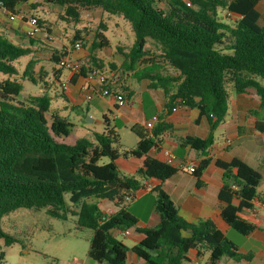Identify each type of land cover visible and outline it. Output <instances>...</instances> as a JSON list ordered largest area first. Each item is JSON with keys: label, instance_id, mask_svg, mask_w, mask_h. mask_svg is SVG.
Instances as JSON below:
<instances>
[{"label": "trees", "instance_id": "16d2710c", "mask_svg": "<svg viewBox=\"0 0 264 264\" xmlns=\"http://www.w3.org/2000/svg\"><path fill=\"white\" fill-rule=\"evenodd\" d=\"M260 1L46 0L66 7V15L76 22L81 10L100 8L131 23L135 41L128 51L123 47L113 49L104 34L106 26L101 25L90 52L88 63L96 64L91 71L102 72L105 66L93 55L100 49L120 61L124 71L134 72L139 80H149L153 88H162L169 111L181 105L197 109L199 117L207 118L210 127L207 138L187 136L181 143L182 149L189 147L205 156L192 172L198 188L202 186L203 172L213 162L207 156L215 142V131L229 111L228 85L237 94L253 92L261 100L260 109L264 108V15L257 10ZM27 3L29 0H0V10L18 14L19 8ZM219 10L238 19L225 23L219 19ZM39 25L42 26L41 20ZM74 39L78 40L79 35ZM149 41L162 52L155 62L167 64L173 69L172 74H161L163 66L139 69V65L150 62L145 59L150 55L146 48ZM32 42L49 49L40 40ZM34 52L33 48L16 44L0 33V73L18 74L16 63ZM67 54L66 48L52 50L54 82H45L47 86L40 88L41 95L18 100L23 85L9 79L0 81V239H4L5 245L17 242L1 228L5 216L21 208L44 209L53 218L74 219L81 231L91 230L88 255L100 264H129L130 253L145 264H193L189 257L192 250L197 251L198 258L208 253L211 264L223 258L250 263L253 254H242L213 220L193 223L183 218L160 185L151 190L156 194L154 209L159 222L155 226L137 227V218L124 207L127 198L145 190V182L170 179L179 168L150 155L151 149L158 145L156 133L150 136L141 126L131 127L138 138L137 146L124 148L118 133L123 125L105 127L91 138L77 137L72 131L75 125L51 111L52 97L46 92L66 70L60 66V59ZM33 64L34 60L28 63L24 76L37 84ZM115 66L110 64L111 69ZM63 97L66 98L65 94ZM248 115L258 117V111L250 110ZM257 119L256 130L264 133V122ZM104 120L108 122L106 117ZM120 159L138 161L136 176L121 172L117 164ZM214 163L223 171L218 193L221 217L232 229L247 236L257 226L242 213L254 207L255 199L264 201V193L259 191L262 175L238 157L230 162L216 159ZM100 201L113 202L119 210L107 214L100 208ZM131 229L141 240L129 248L118 236ZM4 259L0 247V264Z\"/></svg>", "mask_w": 264, "mask_h": 264}, {"label": "crops", "instance_id": "0c3cea01", "mask_svg": "<svg viewBox=\"0 0 264 264\" xmlns=\"http://www.w3.org/2000/svg\"><path fill=\"white\" fill-rule=\"evenodd\" d=\"M257 10L261 15H264V0L259 2L257 5ZM223 13L227 15L226 11ZM236 19H238V17L236 15H232L229 18V21L230 23H233ZM22 28L23 31H25L27 24L23 23ZM24 35L26 36V34ZM16 37L19 40L17 43L23 45V41L19 39L20 36ZM40 39L41 38H39V40ZM33 40L38 41L36 38L29 39L31 42ZM40 41H42V39ZM63 47L66 48L68 53L67 56L70 58L74 57L80 61L83 68V73L80 74L71 75L67 70H63L60 73L59 82L61 78L65 76V81L61 83V86H63L64 83L69 84V89L67 91L63 90V94H65V100L67 102V105L63 108L65 110L70 108L78 111H84V104H88L86 107V111L88 112L90 111V104L94 102L97 103L96 105L98 107L106 108L110 114V117L107 115V113H103V119L97 121L99 128L87 129L91 136L95 132H103L105 127H112L116 124H121L123 127L129 128L130 130L134 125L141 126L150 136H154L156 133L155 141L158 143L157 148L159 149L156 151L155 148H152L150 155L162 160L164 150L173 152L177 156V162L174 164V166L178 167L179 171L166 181L162 182L152 179L150 180V183L153 185V187L159 185L163 187V189L169 194L175 203L179 214L183 218L193 223H197L199 220L204 219L213 220L217 227L227 236L232 228L221 217L220 209L222 207V203L218 199V193L222 187L223 171L215 165L214 161L216 159H221L223 161L230 162L234 158L238 157L260 171L262 165L261 163L264 160V133H260L256 130V122L258 120L257 118L259 117L253 116L254 118L252 119L246 118L250 110H256L258 111V114L261 112L260 98L253 92L237 94L234 100H232L230 95L229 111L227 114L230 117V122L226 123L224 121L223 124L218 127L220 128L222 126L224 128V142L219 143L215 141L209 150L207 157L212 158L213 162L203 172L200 178L202 186L201 188H198L196 185L197 178L192 175L188 167L191 165H194L195 167L198 166L205 156L190 149L189 147L182 149L181 143L182 140L187 136L199 137L202 139L207 138L210 133V127L207 118L199 117V111L197 109H189L181 105L179 107L177 105L176 111H169L166 108L167 98L162 88L151 87L149 80L144 79L139 81L136 79V81H134V72H128L125 76V79L119 82L116 80L117 76L115 66V68L112 69L114 71H111V73L108 72L107 74L111 81L109 88L113 93L124 94V96L129 101L128 105L125 107H119L114 97L102 96L97 92L92 93L95 86L87 76L96 64H89L87 62L90 57V50L84 49L81 52L72 53L68 52L69 48L65 47V45ZM152 47H154L155 50H153ZM31 48L35 49V46H32ZM146 48L150 55H147L145 59H149L150 62L147 65H139V69L144 68L145 66L149 68L163 66V70L160 71L161 74L164 75L173 73V69L167 64L155 62L156 57L161 55L162 52L154 42L149 41L146 45ZM57 49L61 50L62 48H56V50ZM52 50L54 49L47 50L49 51L50 57H52ZM104 65L105 66L102 70V73L106 74L107 66H109V64ZM45 82H54L53 75L51 78L48 77L47 81ZM40 90L43 91L42 89ZM51 91L52 89L48 90L47 92ZM91 94L92 99L89 101L87 97ZM137 96L139 97L136 98ZM55 97H57L56 93H54L53 99ZM135 98L138 102L136 107H134ZM145 100H147L148 107L145 104ZM253 104L255 105V109L245 108V106ZM155 115L159 116V122L154 126L153 129L148 130L145 125ZM104 117L108 119V122L104 120ZM251 121L253 123L252 125ZM227 139L232 140V143L229 146L227 145ZM128 162L134 165L133 171L135 170L136 173L138 162L130 159L127 160V163ZM150 192V189H145L137 193V198L140 196L144 197ZM99 206L107 214H114L119 210V208L116 207L113 202L109 201H100ZM154 214L157 216L155 209ZM242 216L246 220L254 223L257 227L251 234L247 235L249 239L253 240V243L246 247L238 246L242 254L251 253L254 257L250 263L241 261L238 262L232 259H229L230 261L227 263L264 264V210H259L257 214H253L251 210H247L242 213ZM148 226L149 225L147 223H144L138 219L137 227L144 228ZM129 231L131 233L129 236H135L139 243L141 236L134 233V229ZM123 233L124 232H122V234ZM76 239L79 240L80 238ZM189 257L192 260V263L197 262L199 264V258L197 257L196 250H192L189 254ZM83 261L85 262V260ZM221 261H219L217 264H221ZM129 264L145 263L130 253Z\"/></svg>", "mask_w": 264, "mask_h": 264}, {"label": "rangeland", "instance_id": "374dc122", "mask_svg": "<svg viewBox=\"0 0 264 264\" xmlns=\"http://www.w3.org/2000/svg\"><path fill=\"white\" fill-rule=\"evenodd\" d=\"M223 12L224 10L218 11L219 19L225 23H230L229 18ZM19 13L24 14L26 17L35 16L38 20L42 21L43 28L50 30V34L54 39L52 41L42 40L49 49H61L64 48L63 46L65 45L72 53H78L84 49H89L90 52H92L91 49L95 40V34L100 30L101 25L106 26L107 31H105L104 34L115 50H117V47H123L125 51H128L135 41V34L130 22L120 15L105 13L100 8L81 10L78 22L66 15V7L50 4L46 2V0H29V3L19 8ZM17 20L18 21L12 22V20L9 19L8 13L0 11V33H5L10 39L14 40L13 42L16 44L19 42L16 36H20L19 39L23 41L22 46H35V49H33L35 52L33 55L24 57L16 63L18 74L6 76L0 73V81L9 79L13 82L21 83L24 90L18 100H22L30 95L43 94L40 88H46L47 85H45V81H47L48 77H52L54 63L51 60L49 51L45 50V47L40 48L42 47L41 43L31 42L29 38L24 35L22 24L25 23V21L20 19ZM76 34L79 35L78 40L83 43L81 51H76L74 49V44L78 41L74 39ZM39 38L40 37L36 39L39 40ZM152 49L155 50L154 47H152ZM93 55L98 59H102L104 64H109V66H107L106 75L108 72L111 73V71H114L110 68V64H116V80L120 82L125 79L128 71L123 70L120 66V61H117L114 57H108L104 51L100 49L95 50ZM73 59L77 60L74 57ZM89 59L87 62H89ZM31 60H34L36 63L33 64L32 71L34 76L38 79L37 84L32 83L24 76V71ZM55 67L59 69L58 66L55 65ZM134 75L133 80L136 81L137 75ZM39 78H43L44 81L41 82ZM64 81L65 76L61 78L60 82H56L53 87H49V89H52L51 92H46L52 97L51 111L66 117L72 122L75 125L72 131L77 137L91 138L87 129L99 128L97 121L103 119V113H107L109 117L110 114L106 108L98 107L96 102L90 104V111L88 112L86 111L88 104H84V111L70 108L65 110L63 107L67 105V102L63 97V89L61 86V83ZM109 84H111V81H109ZM228 88L231 91L232 100H234L237 93L233 91L231 85H228ZM54 93L57 94V97L53 99ZM138 97L139 96L136 98ZM136 98L134 100V107L138 105ZM145 104L148 107L147 100H145ZM254 107V104L245 106V108L249 109H255ZM258 117L264 122V108H262ZM246 118L252 119L254 117L247 115ZM224 121L226 123L230 122L229 115L226 116ZM252 124L251 121V125ZM118 133L124 148H134L137 146L138 138L129 128L121 127L118 129ZM224 139L225 131L221 126L215 132V141L222 143ZM130 160L138 162L135 159ZM117 164L122 173L136 176L135 170L133 171L134 165L132 163H127V160L120 159ZM261 164L260 173L262 175V180L259 191L264 193V160ZM155 201L156 194L150 192L144 197L140 196L137 199L129 200L125 203L124 207L130 214L136 217L137 220L139 219L149 226H153L158 223V217L154 214ZM1 228L4 232L17 239V242L11 246H6L4 239H0V247L5 253V259L2 264H100L88 256V251L90 249L89 240L92 237V231H81L77 229L75 220L72 218L68 221H63L51 217L44 209L33 210L21 208L5 216L1 221ZM76 238L80 239L78 240ZM227 238L243 247L253 243L252 239L238 233L234 229H231L227 234ZM118 239L129 248L139 244L135 236H124L121 233ZM208 255V253H205L204 256L200 257L199 264H211ZM83 260H85V262ZM228 261H230L229 258H223L221 264H228Z\"/></svg>", "mask_w": 264, "mask_h": 264}, {"label": "built area", "instance_id": "2783aa9c", "mask_svg": "<svg viewBox=\"0 0 264 264\" xmlns=\"http://www.w3.org/2000/svg\"><path fill=\"white\" fill-rule=\"evenodd\" d=\"M228 16H232L231 13L227 14ZM9 19L10 20H15V19H20L25 21V23L27 24V28L25 29V34L27 36V38L31 39V38H42V40H46V41H52L54 38L53 36L48 32V30L46 28H43L42 26L39 25V20L38 18H36L35 16H29L26 17L24 14L22 13H18V14H9ZM83 48V43L81 41H76L74 44V49L76 51H81ZM68 52H71L70 49L68 50ZM60 66L65 68L71 75H75V74H80L81 70H82V64L78 61L75 60L73 58H70L69 56H64L60 59ZM88 79L94 83V89L92 93H100L102 96H112L116 99L117 101V105L119 107H125L126 105H128L129 101L128 99L124 96V94L122 93H113L111 91V89L109 88V77L98 71V70H93L91 72H89L88 74ZM64 91H67L69 89V84L68 83H64L62 86ZM87 99L90 101L92 99V94L89 95L87 97ZM180 105H178L179 107ZM177 110V106L175 108H173L172 111H176ZM159 122V116L155 115L151 118V120H149L146 123V128L148 130H151L154 128V126ZM232 140L231 139H227V145H231ZM156 149V151L159 149L157 148V146L154 147ZM162 161L174 165L177 162V156L169 151V150H164L163 151V157H162ZM195 166L191 165L190 167H188L189 171L192 173L194 171ZM145 189H150L152 190L153 185L150 183V181L145 182ZM235 187V186H234ZM137 194L134 197H128L127 201L129 200H133L137 198ZM263 209L264 210V201L259 200V199H255L254 200V207L251 209V212L253 214H257L259 210ZM131 233L129 230L125 231L123 233L124 236H129ZM193 264H198L197 262H193Z\"/></svg>", "mask_w": 264, "mask_h": 264}]
</instances>
